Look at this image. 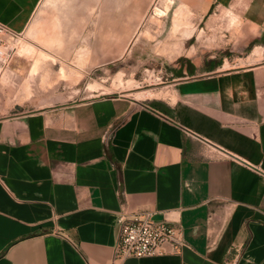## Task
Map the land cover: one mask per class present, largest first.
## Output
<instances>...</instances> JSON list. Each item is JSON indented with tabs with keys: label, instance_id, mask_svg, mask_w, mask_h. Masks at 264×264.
<instances>
[{
	"label": "crops",
	"instance_id": "obj_1",
	"mask_svg": "<svg viewBox=\"0 0 264 264\" xmlns=\"http://www.w3.org/2000/svg\"><path fill=\"white\" fill-rule=\"evenodd\" d=\"M41 1L0 0V23L23 33ZM204 1L208 11L236 2ZM148 2L103 0L102 16H117L106 30L128 37ZM225 65L185 66L167 99L0 115V264H264V52ZM125 212L180 225L182 254L116 258Z\"/></svg>",
	"mask_w": 264,
	"mask_h": 264
},
{
	"label": "rangeland",
	"instance_id": "obj_2",
	"mask_svg": "<svg viewBox=\"0 0 264 264\" xmlns=\"http://www.w3.org/2000/svg\"><path fill=\"white\" fill-rule=\"evenodd\" d=\"M102 3L41 1L26 31L6 41L7 54L0 60V115L17 105L28 110L30 105L113 95L143 101L152 92L154 98L167 99L173 80L187 76L175 71L186 66L191 75L190 63L201 73L209 60L220 67L246 65L264 52V0H236L231 7L210 11L204 0H149L122 40L120 31L106 30L117 25V16L115 9L102 16ZM157 8L165 15H158ZM102 41L116 45L99 49Z\"/></svg>",
	"mask_w": 264,
	"mask_h": 264
},
{
	"label": "built area",
	"instance_id": "obj_3",
	"mask_svg": "<svg viewBox=\"0 0 264 264\" xmlns=\"http://www.w3.org/2000/svg\"><path fill=\"white\" fill-rule=\"evenodd\" d=\"M20 35L0 23V60H4L7 54L6 41ZM185 246L184 231L180 225L156 221L151 212H125L119 216L115 249L118 259L180 255Z\"/></svg>",
	"mask_w": 264,
	"mask_h": 264
},
{
	"label": "trees",
	"instance_id": "obj_4",
	"mask_svg": "<svg viewBox=\"0 0 264 264\" xmlns=\"http://www.w3.org/2000/svg\"><path fill=\"white\" fill-rule=\"evenodd\" d=\"M259 41V40H258ZM260 42V41H259ZM258 42V43H259ZM257 43V42H256ZM221 65V63L217 62L216 60H209L207 61L206 63V70L207 71H214L216 70L217 68H219ZM190 70V74H194L197 70V68L195 67V65H193L192 63H190L189 65V68ZM175 74L178 75L179 77H181V75H183V70H178V71H175Z\"/></svg>",
	"mask_w": 264,
	"mask_h": 264
},
{
	"label": "bare ground",
	"instance_id": "obj_5",
	"mask_svg": "<svg viewBox=\"0 0 264 264\" xmlns=\"http://www.w3.org/2000/svg\"><path fill=\"white\" fill-rule=\"evenodd\" d=\"M155 11H156V13L158 14V15H160L161 13H162V11H160L158 8L157 9H155ZM163 15H165L164 13H162ZM161 14V15H162ZM161 17V16H160ZM259 51V50H258ZM156 95V94H155ZM152 92H146V97H144V98H146V99H152V98H154V96H155Z\"/></svg>",
	"mask_w": 264,
	"mask_h": 264
}]
</instances>
